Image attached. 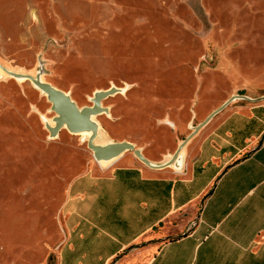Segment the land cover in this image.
Segmentation results:
<instances>
[{"label": "rangeland", "instance_id": "rangeland-1", "mask_svg": "<svg viewBox=\"0 0 264 264\" xmlns=\"http://www.w3.org/2000/svg\"><path fill=\"white\" fill-rule=\"evenodd\" d=\"M39 59L79 106L126 87L103 101L98 142L163 160L232 94L264 95V0H0V62L34 74ZM50 105L0 70V264H59L68 191L98 166L81 134L48 138Z\"/></svg>", "mask_w": 264, "mask_h": 264}, {"label": "crops", "instance_id": "crops-1", "mask_svg": "<svg viewBox=\"0 0 264 264\" xmlns=\"http://www.w3.org/2000/svg\"><path fill=\"white\" fill-rule=\"evenodd\" d=\"M257 102L214 116L187 144L181 171L124 153L76 178L59 264H264V100Z\"/></svg>", "mask_w": 264, "mask_h": 264}, {"label": "water", "instance_id": "water-1", "mask_svg": "<svg viewBox=\"0 0 264 264\" xmlns=\"http://www.w3.org/2000/svg\"><path fill=\"white\" fill-rule=\"evenodd\" d=\"M0 70L16 81H30L35 89L46 96L47 101L51 104L49 110L54 112L51 118L41 115L44 127L49 132V139L57 137L63 128L72 134H81V140L87 141V147L92 151L94 159L101 166L113 163L124 153L130 151L138 160L150 168L161 169L172 167L176 171H181L184 168L185 148L187 144L214 116L236 99H244L250 102L264 100V95L253 97L242 93L232 94L219 107L213 109L204 120L196 125L190 123L191 132L178 144L172 154L163 160L154 161L148 158L142 149L132 141L113 140L105 143L98 142L102 131V125L98 120V116L103 113L107 116L110 115V107L104 106L103 101L109 96L124 93L127 90L126 87L112 85L105 89H97L93 92V96L90 97L91 105L79 106L69 92L44 80L45 63L42 59L38 60V66L34 74L10 69L2 62H0ZM171 126L173 125L171 124Z\"/></svg>", "mask_w": 264, "mask_h": 264}, {"label": "flooded vegetation", "instance_id": "flooded-vegetation-1", "mask_svg": "<svg viewBox=\"0 0 264 264\" xmlns=\"http://www.w3.org/2000/svg\"><path fill=\"white\" fill-rule=\"evenodd\" d=\"M144 153V152H143Z\"/></svg>", "mask_w": 264, "mask_h": 264}]
</instances>
